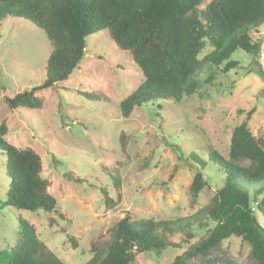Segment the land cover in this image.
Wrapping results in <instances>:
<instances>
[{"label": "rangeland", "instance_id": "1", "mask_svg": "<svg viewBox=\"0 0 264 264\" xmlns=\"http://www.w3.org/2000/svg\"><path fill=\"white\" fill-rule=\"evenodd\" d=\"M250 33L260 42L257 53L238 49L214 65L207 59L214 47L207 42L199 54L202 65L190 76L196 92L183 93L180 101L152 100L124 116L121 102L145 77L108 30L86 38L84 58L67 80L36 91L41 108L11 109L6 97L45 80L53 46L33 22L0 20V124L6 123L11 144L40 154L42 176L57 200L56 211L4 205L9 178L0 152V251L24 240L23 218L60 260L85 264L94 256L93 244L98 249L111 239L115 218L129 214L136 221L186 225L173 232L158 226L175 245L140 252L131 264H170L185 252L191 254L184 264H264L242 237L202 246L215 225L208 216L211 199L225 176L215 153L228 158L233 131L243 122L264 141V23ZM230 61L239 64L224 71ZM197 172L208 185L195 195L190 186Z\"/></svg>", "mask_w": 264, "mask_h": 264}, {"label": "trees", "instance_id": "2", "mask_svg": "<svg viewBox=\"0 0 264 264\" xmlns=\"http://www.w3.org/2000/svg\"><path fill=\"white\" fill-rule=\"evenodd\" d=\"M202 1L0 0V20L13 16L33 22L44 30L53 46L45 80L6 97L8 106L41 108L43 100L36 91L67 80L84 58L86 38L103 30H108L111 39L130 53L145 77L121 102L124 116L133 107L152 100L180 101L183 93L193 94L198 83L190 76L202 65L199 54L205 44L214 47L207 57L214 65L228 60L238 49L255 54L261 46L250 32L264 23V0H212L204 9L199 8ZM238 64L227 62L224 71ZM258 74L262 76L263 70ZM6 134L7 126L2 122L0 152L9 178L3 204L56 211L57 200L42 176V157L30 147L20 149L11 144ZM213 160L221 164L225 176L211 199L208 216L215 225L202 246L215 247L233 235L242 237L251 244L252 255L264 262V221L258 215L264 214V141L243 122L233 131L228 158L216 152ZM206 185L203 174L197 172L190 189L196 195ZM19 221L24 240L11 250H1L0 264H67L41 242L33 224L23 218ZM182 222L136 221L129 214L116 217L111 239L98 249L93 244L94 256L85 264H131L140 252L175 245L158 231V226L173 232L186 228ZM190 254L179 255L170 264H184Z\"/></svg>", "mask_w": 264, "mask_h": 264}]
</instances>
